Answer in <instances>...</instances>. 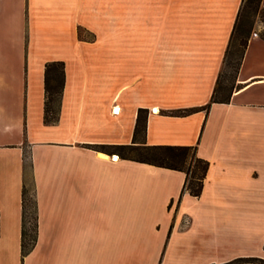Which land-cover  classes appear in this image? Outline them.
Returning <instances> with one entry per match:
<instances>
[{"label": "crops", "instance_id": "1", "mask_svg": "<svg viewBox=\"0 0 264 264\" xmlns=\"http://www.w3.org/2000/svg\"><path fill=\"white\" fill-rule=\"evenodd\" d=\"M242 4L0 0V264H264L236 262L264 261L263 36L229 100L211 103ZM102 50L114 75L89 73ZM53 62L66 76L46 122ZM122 145L196 147L210 163L202 195L183 192L185 172L123 159ZM24 185L38 216L25 257Z\"/></svg>", "mask_w": 264, "mask_h": 264}, {"label": "trees", "instance_id": "2", "mask_svg": "<svg viewBox=\"0 0 264 264\" xmlns=\"http://www.w3.org/2000/svg\"><path fill=\"white\" fill-rule=\"evenodd\" d=\"M262 0H243V4L238 15L232 37L224 59V66L231 52L242 49L239 61L234 65L236 67V75L239 71L245 50L249 43V36L252 33V27H248L242 19V13L247 7L254 6L255 10L261 7ZM264 38V35H263ZM65 64L63 62L48 63L46 66V122L54 121L57 118V110H55L54 102L61 99L65 80ZM222 81V74L218 80V86L212 96L211 103L227 102L229 97L225 99L219 98V91ZM211 103L203 109H209ZM198 109L180 110L173 114L179 116L189 115L197 112ZM140 111L138 117L137 131H144L142 123V113ZM52 114L53 116H50ZM101 150H108V147L100 146ZM114 150L123 158L147 163L160 168L172 169L185 172L187 175L184 191H188L194 197H200L203 192L204 182L209 170L210 163L197 155L196 147H169L154 146L141 147L134 145H122L114 147ZM38 234V216L37 201L35 192L24 185L23 189V227H22V252L25 257L28 255L37 243ZM261 262L258 259H239L236 262ZM235 263V262H234Z\"/></svg>", "mask_w": 264, "mask_h": 264}, {"label": "rangeland", "instance_id": "3", "mask_svg": "<svg viewBox=\"0 0 264 264\" xmlns=\"http://www.w3.org/2000/svg\"><path fill=\"white\" fill-rule=\"evenodd\" d=\"M44 16V15H43ZM84 19H87L84 18ZM89 19H92V21H95L94 17H89ZM242 19L246 23L248 27H252V33L249 36V39L253 36L254 33H258L260 36L264 35V8L261 7L258 10L254 9V6L247 7L242 13ZM42 21L45 23V17H42ZM105 27H108V21H104ZM79 39L82 41H95L96 40V35L93 34L92 32H89L83 28L79 29ZM17 51H11V56L17 57ZM103 53V56L101 57L98 55V57L95 56V61L94 63H91L88 68H89V73L98 75V77H101L103 75L104 77L106 75H114V69L115 66L114 64H111L108 62L106 54H113V50L101 51ZM1 54V53H0ZM242 54V49L239 48L236 51H232L229 58L226 61V64L224 66V69L222 71V81H221V86H220V91H219V98L220 99H225L229 97L231 92L236 86V80H237V75H236V67L234 66L238 61L239 58ZM17 59V58H16ZM111 62H113V57L110 59ZM127 66H123V73H125V68ZM78 74V72H76ZM124 75V74H123ZM187 224H189L187 222Z\"/></svg>", "mask_w": 264, "mask_h": 264}]
</instances>
